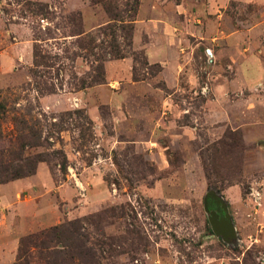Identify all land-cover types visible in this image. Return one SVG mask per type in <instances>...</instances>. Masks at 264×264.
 Instances as JSON below:
<instances>
[{
    "label": "rangeland",
    "instance_id": "374dc122",
    "mask_svg": "<svg viewBox=\"0 0 264 264\" xmlns=\"http://www.w3.org/2000/svg\"><path fill=\"white\" fill-rule=\"evenodd\" d=\"M64 261L264 264V0H0V264Z\"/></svg>",
    "mask_w": 264,
    "mask_h": 264
},
{
    "label": "water",
    "instance_id": "95a60500",
    "mask_svg": "<svg viewBox=\"0 0 264 264\" xmlns=\"http://www.w3.org/2000/svg\"><path fill=\"white\" fill-rule=\"evenodd\" d=\"M213 200L217 204H222L223 211L225 213V217L222 218L220 221H218V214L217 212H211L209 208V202ZM206 212L210 214V223L212 225L213 231L216 236H222L226 239H229L235 235V229L233 225V221L231 219V216L228 212V207L223 202V199L216 196L215 193L211 192L207 198H206V204H205Z\"/></svg>",
    "mask_w": 264,
    "mask_h": 264
},
{
    "label": "flooded vegetation",
    "instance_id": "af4514ba",
    "mask_svg": "<svg viewBox=\"0 0 264 264\" xmlns=\"http://www.w3.org/2000/svg\"><path fill=\"white\" fill-rule=\"evenodd\" d=\"M209 208L211 212H217L218 214V221H220L222 218H224L226 215L223 211V206L222 204H217L213 200L209 202Z\"/></svg>",
    "mask_w": 264,
    "mask_h": 264
},
{
    "label": "trees",
    "instance_id": "16d2710c",
    "mask_svg": "<svg viewBox=\"0 0 264 264\" xmlns=\"http://www.w3.org/2000/svg\"><path fill=\"white\" fill-rule=\"evenodd\" d=\"M111 28H113V27H111ZM129 28H131V27H128V28H127V27H123V28H122L123 31L126 32V35H127L128 38L131 37L130 31L128 32V29H129ZM114 30H115V29H113V31H114ZM129 35H130V36H129ZM130 39H131V38H130ZM38 56H39V55H38L37 53H35V59H37ZM75 249H76V248H75ZM74 252H76V251H74ZM74 252H73V253H74ZM76 253H77V252H76ZM81 254H82V253H81ZM70 257L72 258V255H71ZM79 258L82 259V258H85V257H84V255L82 254V255H79ZM51 264H53V263H51ZM54 264H65V261H64L63 263H57V262H55Z\"/></svg>",
    "mask_w": 264,
    "mask_h": 264
}]
</instances>
